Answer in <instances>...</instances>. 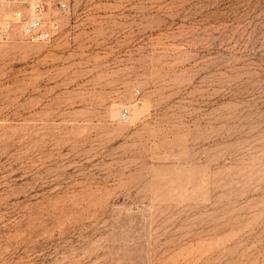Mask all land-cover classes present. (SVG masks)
Instances as JSON below:
<instances>
[{
    "label": "rangeland",
    "instance_id": "rangeland-1",
    "mask_svg": "<svg viewBox=\"0 0 264 264\" xmlns=\"http://www.w3.org/2000/svg\"><path fill=\"white\" fill-rule=\"evenodd\" d=\"M34 1L0 0V264H264V0H40L50 44Z\"/></svg>",
    "mask_w": 264,
    "mask_h": 264
},
{
    "label": "built area",
    "instance_id": "built-area-1",
    "mask_svg": "<svg viewBox=\"0 0 264 264\" xmlns=\"http://www.w3.org/2000/svg\"><path fill=\"white\" fill-rule=\"evenodd\" d=\"M33 11L34 18L22 29V36L32 42L50 44L54 37L59 33L60 25L53 20L46 21L44 19L43 15L45 13V6L40 0L34 1ZM59 11L62 14L66 13L67 8L61 5ZM12 29V22L7 19L3 20L0 10V40L7 41ZM127 117L128 112H122L121 119L125 120Z\"/></svg>",
    "mask_w": 264,
    "mask_h": 264
}]
</instances>
